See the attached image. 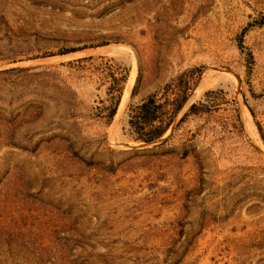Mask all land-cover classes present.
I'll list each match as a JSON object with an SVG mask.
<instances>
[{
    "label": "rangeland",
    "instance_id": "374dc122",
    "mask_svg": "<svg viewBox=\"0 0 264 264\" xmlns=\"http://www.w3.org/2000/svg\"><path fill=\"white\" fill-rule=\"evenodd\" d=\"M0 264H264V0H0Z\"/></svg>",
    "mask_w": 264,
    "mask_h": 264
},
{
    "label": "trees",
    "instance_id": "16d2710c",
    "mask_svg": "<svg viewBox=\"0 0 264 264\" xmlns=\"http://www.w3.org/2000/svg\"><path fill=\"white\" fill-rule=\"evenodd\" d=\"M161 109L162 106L157 103L156 98L153 96L135 111L136 113L133 116L131 124L142 137L143 135L148 136V138H144V141L147 143H152L162 138L173 124V120L167 122L168 120L163 119L164 113ZM157 122L160 123L159 126H155ZM148 127L151 128L150 131H146Z\"/></svg>",
    "mask_w": 264,
    "mask_h": 264
},
{
    "label": "bare ground",
    "instance_id": "6f19581e",
    "mask_svg": "<svg viewBox=\"0 0 264 264\" xmlns=\"http://www.w3.org/2000/svg\"><path fill=\"white\" fill-rule=\"evenodd\" d=\"M248 116H249L248 118H249L250 122L252 123V121H251V119H250V114H249V113H248Z\"/></svg>",
    "mask_w": 264,
    "mask_h": 264
}]
</instances>
